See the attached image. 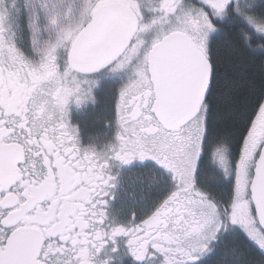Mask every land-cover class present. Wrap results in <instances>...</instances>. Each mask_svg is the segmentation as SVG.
Wrapping results in <instances>:
<instances>
[{
    "label": "snow or ice",
    "instance_id": "1",
    "mask_svg": "<svg viewBox=\"0 0 264 264\" xmlns=\"http://www.w3.org/2000/svg\"><path fill=\"white\" fill-rule=\"evenodd\" d=\"M31 2L0 0V264H109L99 254L116 237L135 264H198L237 228L264 260V50L252 47L264 41V0ZM18 3L34 34L41 12L46 21L32 55L13 39ZM106 68L132 73L116 96V140L82 148L68 105ZM222 127L235 144L224 173L205 165ZM113 161L163 170L144 173L168 195L139 222L105 211ZM231 251L233 264H253Z\"/></svg>",
    "mask_w": 264,
    "mask_h": 264
},
{
    "label": "flooded vegetation",
    "instance_id": "2",
    "mask_svg": "<svg viewBox=\"0 0 264 264\" xmlns=\"http://www.w3.org/2000/svg\"><path fill=\"white\" fill-rule=\"evenodd\" d=\"M106 69V72L95 75L93 78H101L110 70ZM91 85V94L87 99L84 96L81 97L80 105H77L75 100H72L68 105V123L71 127L77 129V139L79 146L87 148L94 146L97 151H103L102 146L105 140L109 144L115 143L117 135V121L115 106L110 102L109 115L114 116L116 125L114 131L106 136H101V132L106 130L109 132L111 125L106 122L103 124H91V120H101L105 118L103 115V108H98L100 101L104 98L105 87ZM95 96L96 101L90 98ZM88 102V106L86 103ZM93 103L96 104L93 106ZM95 107V108H94ZM101 114V115H100ZM102 116V118H101ZM149 167H155L157 174H160L163 170L154 165L152 161H145L143 164L135 162L133 165L121 166L118 162H110L109 174L116 177V186L111 190L109 197L106 198L107 203L105 205V211L110 220H115L117 224L123 225L130 220L135 219L139 222L142 218H146L150 215L159 203L166 198L168 193L165 188L151 186V174L144 173ZM139 178L143 180L145 188L135 185L134 179ZM147 185L149 187L147 188ZM134 192V193H133ZM115 247L119 249L118 253H112L111 249ZM39 249L37 248V253ZM127 252L126 239L124 237H116L115 243L112 241H105V248L99 254L100 260H109V264H135V261L130 255H125ZM216 249L206 257L202 258L198 264H209V259L215 254ZM107 254V255H106Z\"/></svg>",
    "mask_w": 264,
    "mask_h": 264
},
{
    "label": "rangeland",
    "instance_id": "3",
    "mask_svg": "<svg viewBox=\"0 0 264 264\" xmlns=\"http://www.w3.org/2000/svg\"><path fill=\"white\" fill-rule=\"evenodd\" d=\"M72 2H73V0H65V4L63 5V7H66L67 3H72ZM20 7H21V4L18 3L17 7L11 10L9 23L11 25L12 31L14 32L13 39H14V42L17 45V47L23 49L26 54L32 55L33 54L32 39L35 38V39H37L40 42H43L44 40L48 39V33H47L46 29H45L46 21H45V19L43 17V13L41 12V18H40V21H39V29L40 30H39L38 33L34 34L26 26L25 23H23V22H21L19 20V8ZM29 8L31 10H39L40 5L37 2V0H32V2L29 4ZM104 72H106V71L104 70ZM98 74H100V73H98ZM95 75H97V74H95ZM131 75H132V73H131L130 70H122V71H119V72H116V73H112L110 71V72H107L106 74H104L103 77H101V78L97 77L95 79L94 84H96V86L100 85V86H104L105 87L104 98L102 99V101H100L98 108H103L102 109L103 115L105 114L106 116H105V118H102V116H101L102 121L101 120H96L95 121L94 119H92L90 123L91 124H100V123L103 124L107 120L109 125L112 126V127H110L109 132L107 131V129L102 131L101 134H100L101 136H106V134H110V133H112L114 131V127L116 125V121H115L114 116L109 115V113H110V102H112V104H114V106H115L116 96L118 94L119 89L128 82L129 77ZM85 87L87 88V86H85ZM88 97H89V95H84L85 99H87ZM94 97L95 96H92L90 98L89 102H91V100H92V102L96 101L94 99ZM85 103H86V106H88L89 103L88 102H85ZM95 105L96 104L93 103V106H95ZM106 145H109L107 140L104 141L103 146H102V150H104V147ZM243 152H244V149H242V155H243ZM200 153H201L200 143L197 140L196 141L195 156L191 159V165H192L193 171L195 170L196 160H198ZM222 160H223V163H222ZM226 161L227 160L225 158L224 159H221V158L217 159V163L221 166V168L223 170H225V172L231 170V165H229V163L226 162ZM134 182L136 183L135 185H137V186L142 185L141 186L142 189L145 188V185H143L144 184L143 180L141 181L139 178H136V179H134ZM151 186H153V185L151 184ZM148 187H149V185H147V188ZM167 195H168V193L166 194V196ZM222 239H223V237L221 239H219L217 242H215L214 245H212L213 250L219 244V242ZM215 261H216V259H215Z\"/></svg>",
    "mask_w": 264,
    "mask_h": 264
},
{
    "label": "trees",
    "instance_id": "4",
    "mask_svg": "<svg viewBox=\"0 0 264 264\" xmlns=\"http://www.w3.org/2000/svg\"><path fill=\"white\" fill-rule=\"evenodd\" d=\"M217 30H220V26H218ZM222 39H227V37H222ZM245 39H247V37H245ZM252 47L257 51H262L264 50V41L254 42ZM225 51L226 49L219 52L218 55L223 56ZM234 153L235 144L232 131L227 127H222L220 131L211 137L207 145L205 165L208 168H215L224 173L225 170H223L217 163V159L225 158L227 160L226 162L231 165ZM233 247L244 250L249 260H251L253 264H264V260H262L261 256L259 255L258 249L244 237V234L239 228H237L234 232L226 233L223 236V239L215 247L216 252L211 257V259H209V264H213L215 259L218 260L221 256L225 257L224 264H233L234 254L231 251Z\"/></svg>",
    "mask_w": 264,
    "mask_h": 264
},
{
    "label": "water",
    "instance_id": "5",
    "mask_svg": "<svg viewBox=\"0 0 264 264\" xmlns=\"http://www.w3.org/2000/svg\"><path fill=\"white\" fill-rule=\"evenodd\" d=\"M107 69V68H106ZM106 69H104V70H106ZM104 70H101L100 72H98V73H101V72H103ZM98 73H96V74H98Z\"/></svg>",
    "mask_w": 264,
    "mask_h": 264
}]
</instances>
